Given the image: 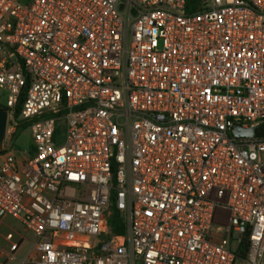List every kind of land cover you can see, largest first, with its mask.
<instances>
[{
	"label": "built area",
	"instance_id": "2783aa9c",
	"mask_svg": "<svg viewBox=\"0 0 264 264\" xmlns=\"http://www.w3.org/2000/svg\"><path fill=\"white\" fill-rule=\"evenodd\" d=\"M0 94V264H264V0H0Z\"/></svg>",
	"mask_w": 264,
	"mask_h": 264
},
{
	"label": "rangeland",
	"instance_id": "374dc122",
	"mask_svg": "<svg viewBox=\"0 0 264 264\" xmlns=\"http://www.w3.org/2000/svg\"><path fill=\"white\" fill-rule=\"evenodd\" d=\"M25 3L27 0H20ZM1 103L5 105V96H1ZM28 123V122H27ZM34 130L31 126L19 130L14 137V152L17 158L21 159L25 153L28 152L29 146L34 143ZM64 139L59 141V144L62 145ZM12 232L15 235V238L18 239L19 235H23L25 240L21 245L20 249L17 252V256H25L31 249L35 242V236L31 232H25L22 227V223L12 217L0 218V248L8 249L10 248L9 243L5 240V237L8 233Z\"/></svg>",
	"mask_w": 264,
	"mask_h": 264
},
{
	"label": "water",
	"instance_id": "95a60500",
	"mask_svg": "<svg viewBox=\"0 0 264 264\" xmlns=\"http://www.w3.org/2000/svg\"><path fill=\"white\" fill-rule=\"evenodd\" d=\"M7 125H8V111L4 109H0V152H4L8 148V145L6 143ZM234 135L236 137H263L264 124L256 125L246 129L237 125L234 127Z\"/></svg>",
	"mask_w": 264,
	"mask_h": 264
},
{
	"label": "trees",
	"instance_id": "16d2710c",
	"mask_svg": "<svg viewBox=\"0 0 264 264\" xmlns=\"http://www.w3.org/2000/svg\"><path fill=\"white\" fill-rule=\"evenodd\" d=\"M1 96L2 95L0 94V98ZM21 107H22V101L17 106L16 112H15L16 118H19ZM0 109L8 110V108L4 104L1 103V99H0ZM28 126H30V123L20 122L17 132ZM29 148H31V146H29ZM107 224L114 234L124 233V226L122 224V219L120 218L119 213L114 209V207L111 208V213L108 217Z\"/></svg>",
	"mask_w": 264,
	"mask_h": 264
},
{
	"label": "crops",
	"instance_id": "0c3cea01",
	"mask_svg": "<svg viewBox=\"0 0 264 264\" xmlns=\"http://www.w3.org/2000/svg\"><path fill=\"white\" fill-rule=\"evenodd\" d=\"M9 217V216H7ZM5 218V217H4ZM23 227V225H22ZM24 228V227H23ZM25 232H27L25 229H24ZM20 236V235H19ZM19 236H18V239H19ZM23 236V235H22ZM15 238V240H18ZM2 249V248H1ZM8 251V249H2L1 252H0V261H3L5 258H6V255L5 253Z\"/></svg>",
	"mask_w": 264,
	"mask_h": 264
}]
</instances>
